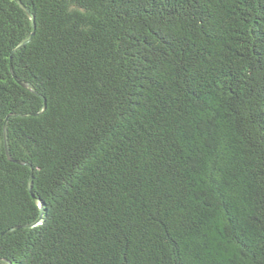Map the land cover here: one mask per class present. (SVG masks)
<instances>
[{
  "label": "trees",
  "instance_id": "16d2710c",
  "mask_svg": "<svg viewBox=\"0 0 264 264\" xmlns=\"http://www.w3.org/2000/svg\"><path fill=\"white\" fill-rule=\"evenodd\" d=\"M18 1L0 264H264V0Z\"/></svg>",
  "mask_w": 264,
  "mask_h": 264
},
{
  "label": "water",
  "instance_id": "95a60500",
  "mask_svg": "<svg viewBox=\"0 0 264 264\" xmlns=\"http://www.w3.org/2000/svg\"><path fill=\"white\" fill-rule=\"evenodd\" d=\"M15 2L23 9V10H25L24 8H23V6L20 4V2L18 1V0H15ZM25 13L27 14V16L29 17V19H30V22H31V25L33 26V17H32V15L27 11V10H25ZM31 35H32V33H31ZM31 35H29V36H27L22 42H20L16 47H15V49L13 50V52L15 51V50H17L18 48H20V47H22L26 42H28L29 40H30V38H31ZM21 86H23V87H25V86H28V87H30L29 85H27V84H25V83H23V82H19V81H17ZM30 90L31 91H33V88L32 87H30ZM6 124V123H5ZM4 135H5V131H6V128H5V125H4ZM5 151H6V155H7V157H8V159L10 160V161H13L12 159H11V157H10V154H9V150H8V147H7V145H6V143H5ZM1 263H4L3 261H0ZM5 264H6V262H5Z\"/></svg>",
  "mask_w": 264,
  "mask_h": 264
}]
</instances>
